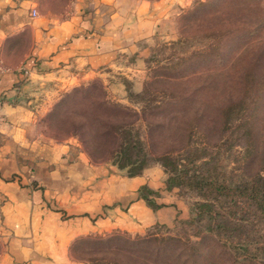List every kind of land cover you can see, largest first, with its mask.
<instances>
[{
	"label": "rangeland",
	"instance_id": "374dc122",
	"mask_svg": "<svg viewBox=\"0 0 264 264\" xmlns=\"http://www.w3.org/2000/svg\"><path fill=\"white\" fill-rule=\"evenodd\" d=\"M71 1L35 0V7L42 14L57 16ZM169 11L159 33L139 43V50L125 54L127 67L63 92L42 125L51 137L78 143L94 161L118 166L120 157L126 161L145 157L146 167L159 165L165 187L182 210L171 223H154L142 231H89L67 244L64 254L53 250L57 253L52 259L60 264H233L214 240L205 233L197 235L198 230L207 231L212 221L206 217L190 221L201 200L198 191L177 183L167 187L170 171L157 156L179 155L193 130L191 144L218 148V167L226 175L249 177L260 171L264 0H176ZM185 35L189 40L184 50L170 44ZM246 87L250 89L244 95L246 109L224 128L220 109ZM119 124L131 129L128 136L134 143L140 139L142 149L116 152L126 139L119 133ZM215 141L218 147L212 145ZM120 168L129 174L131 166ZM248 230L250 235L264 233L259 225H249ZM170 236L180 239L164 243L163 238ZM263 253L258 254V262L243 259L239 264H261Z\"/></svg>",
	"mask_w": 264,
	"mask_h": 264
},
{
	"label": "crops",
	"instance_id": "0c3cea01",
	"mask_svg": "<svg viewBox=\"0 0 264 264\" xmlns=\"http://www.w3.org/2000/svg\"><path fill=\"white\" fill-rule=\"evenodd\" d=\"M175 1L72 0L48 16L0 0V264H60L57 250L89 231H142L182 210L159 165L127 174L42 125L63 92L127 67Z\"/></svg>",
	"mask_w": 264,
	"mask_h": 264
},
{
	"label": "trees",
	"instance_id": "16d2710c",
	"mask_svg": "<svg viewBox=\"0 0 264 264\" xmlns=\"http://www.w3.org/2000/svg\"><path fill=\"white\" fill-rule=\"evenodd\" d=\"M200 5H205V3L202 2ZM188 40L189 38L185 35L170 44L180 45L179 47L184 50ZM246 85L248 86L247 80ZM249 91L250 89L246 87L241 94L239 93L237 99L228 101L220 109L219 118L224 128L225 124L246 109L244 95ZM118 130L126 139L116 152L125 153L129 147L142 149L140 139L134 143L128 136L131 133L129 127L119 124ZM193 133V130H189L188 144L176 153L179 155L168 152L157 156L161 165L170 171L167 187L177 183L198 191L201 200L196 203L197 212L190 221L199 222L206 217L212 222L207 231L198 230L197 235L205 233L214 240L223 252L229 254L233 264H239L243 259L248 262H258L260 260L258 254L264 252V233L250 235L248 226L252 225L255 228L259 225V229L264 231V157L259 162L260 171L252 176L226 175L218 167L220 160L218 148L207 150L208 146L201 148L192 145ZM218 141L212 145L218 147ZM116 162L119 167L130 165L129 174L131 175L140 173L147 165L145 157L133 161H126L120 157ZM178 239L180 238L170 236L163 238V242L168 244L169 240ZM239 255L243 256L239 259ZM261 260V264H264V258Z\"/></svg>",
	"mask_w": 264,
	"mask_h": 264
},
{
	"label": "built area",
	"instance_id": "2783aa9c",
	"mask_svg": "<svg viewBox=\"0 0 264 264\" xmlns=\"http://www.w3.org/2000/svg\"><path fill=\"white\" fill-rule=\"evenodd\" d=\"M36 13H37L36 9L33 8V9L31 10V14H32V15H35ZM1 64H2V61H1V59H0V67L2 66ZM0 119H1V114H0Z\"/></svg>",
	"mask_w": 264,
	"mask_h": 264
}]
</instances>
